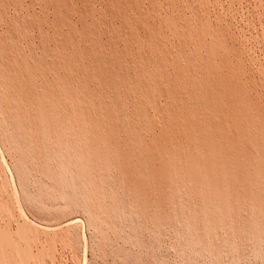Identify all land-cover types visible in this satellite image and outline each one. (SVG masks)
I'll list each match as a JSON object with an SVG mask.
<instances>
[{"label": "rangeland", "instance_id": "obj_1", "mask_svg": "<svg viewBox=\"0 0 264 264\" xmlns=\"http://www.w3.org/2000/svg\"><path fill=\"white\" fill-rule=\"evenodd\" d=\"M1 236L2 264H264V0H0Z\"/></svg>", "mask_w": 264, "mask_h": 264}, {"label": "bare ground", "instance_id": "obj_2", "mask_svg": "<svg viewBox=\"0 0 264 264\" xmlns=\"http://www.w3.org/2000/svg\"><path fill=\"white\" fill-rule=\"evenodd\" d=\"M9 244H10V241L8 239H6L4 236L0 237V258L1 259H9L12 257L13 252L10 249ZM1 261H0V264H2Z\"/></svg>", "mask_w": 264, "mask_h": 264}]
</instances>
